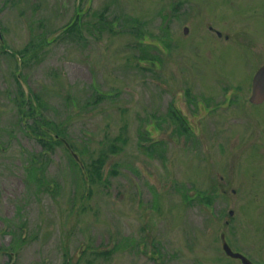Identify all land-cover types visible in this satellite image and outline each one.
I'll use <instances>...</instances> for the list:
<instances>
[{
    "label": "rangeland",
    "instance_id": "obj_1",
    "mask_svg": "<svg viewBox=\"0 0 264 264\" xmlns=\"http://www.w3.org/2000/svg\"><path fill=\"white\" fill-rule=\"evenodd\" d=\"M262 64L264 0H0V264L260 243Z\"/></svg>",
    "mask_w": 264,
    "mask_h": 264
},
{
    "label": "flooded vegetation",
    "instance_id": "obj_2",
    "mask_svg": "<svg viewBox=\"0 0 264 264\" xmlns=\"http://www.w3.org/2000/svg\"><path fill=\"white\" fill-rule=\"evenodd\" d=\"M222 191H224V189ZM232 192L235 193L236 190L232 188ZM219 240H220V245H219L220 251L222 255L226 257L225 264H264V239H262L261 242L258 244H254L252 242H246L245 243L246 247L243 250L234 249L229 238L227 237L219 238ZM224 243H226L233 252H239L240 255L235 256L233 254L226 253L223 248Z\"/></svg>",
    "mask_w": 264,
    "mask_h": 264
},
{
    "label": "water",
    "instance_id": "obj_3",
    "mask_svg": "<svg viewBox=\"0 0 264 264\" xmlns=\"http://www.w3.org/2000/svg\"><path fill=\"white\" fill-rule=\"evenodd\" d=\"M183 31L186 33L188 28L185 26ZM216 32L217 35H221L220 31L217 30ZM249 101L253 104H259L264 101V64L259 66L252 76ZM223 248L228 254H233L235 256L240 255L239 252H233L226 243H224Z\"/></svg>",
    "mask_w": 264,
    "mask_h": 264
},
{
    "label": "trees",
    "instance_id": "obj_4",
    "mask_svg": "<svg viewBox=\"0 0 264 264\" xmlns=\"http://www.w3.org/2000/svg\"><path fill=\"white\" fill-rule=\"evenodd\" d=\"M78 30H79L78 20L75 19V20H72L70 22V24H68L67 26H65L62 31L68 32V33H76V34H79V31ZM99 164H101V162H99Z\"/></svg>",
    "mask_w": 264,
    "mask_h": 264
}]
</instances>
